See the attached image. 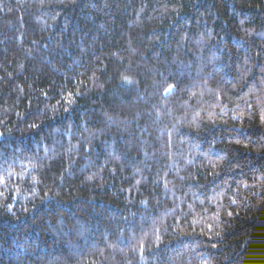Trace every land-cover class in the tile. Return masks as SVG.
Returning a JSON list of instances; mask_svg holds the SVG:
<instances>
[{
	"label": "trees",
	"instance_id": "trees-1",
	"mask_svg": "<svg viewBox=\"0 0 264 264\" xmlns=\"http://www.w3.org/2000/svg\"><path fill=\"white\" fill-rule=\"evenodd\" d=\"M0 264H264V0H0Z\"/></svg>",
	"mask_w": 264,
	"mask_h": 264
}]
</instances>
